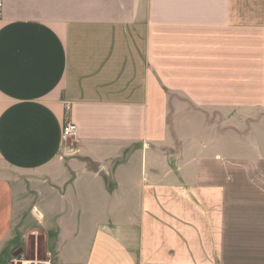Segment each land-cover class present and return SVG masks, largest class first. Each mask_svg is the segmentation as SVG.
Instances as JSON below:
<instances>
[{"label":"crops","instance_id":"obj_1","mask_svg":"<svg viewBox=\"0 0 264 264\" xmlns=\"http://www.w3.org/2000/svg\"><path fill=\"white\" fill-rule=\"evenodd\" d=\"M0 1V264H264V0Z\"/></svg>","mask_w":264,"mask_h":264},{"label":"rangeland","instance_id":"obj_2","mask_svg":"<svg viewBox=\"0 0 264 264\" xmlns=\"http://www.w3.org/2000/svg\"><path fill=\"white\" fill-rule=\"evenodd\" d=\"M219 117V122L226 121L227 116H215ZM241 117V116H239ZM22 250L18 256H14V253ZM1 264H56L55 259L51 255H45L43 251V241L41 239L31 240L28 244H18L10 252L7 253V257L3 258Z\"/></svg>","mask_w":264,"mask_h":264},{"label":"built area","instance_id":"obj_3","mask_svg":"<svg viewBox=\"0 0 264 264\" xmlns=\"http://www.w3.org/2000/svg\"><path fill=\"white\" fill-rule=\"evenodd\" d=\"M3 3L0 1V17L2 15ZM78 127L72 122H67L62 130V138L64 142L74 139L77 136Z\"/></svg>","mask_w":264,"mask_h":264},{"label":"water","instance_id":"obj_4","mask_svg":"<svg viewBox=\"0 0 264 264\" xmlns=\"http://www.w3.org/2000/svg\"><path fill=\"white\" fill-rule=\"evenodd\" d=\"M21 252H22V250H19V251L15 252L14 256H18Z\"/></svg>","mask_w":264,"mask_h":264}]
</instances>
